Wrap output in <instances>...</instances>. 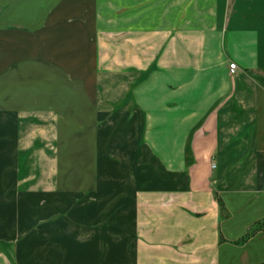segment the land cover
<instances>
[{
  "label": "crops",
  "instance_id": "1",
  "mask_svg": "<svg viewBox=\"0 0 264 264\" xmlns=\"http://www.w3.org/2000/svg\"><path fill=\"white\" fill-rule=\"evenodd\" d=\"M119 1L53 47L0 0V264H263L264 230L234 243L264 223V0ZM60 80L91 83L55 100L101 122L98 171L49 151Z\"/></svg>",
  "mask_w": 264,
  "mask_h": 264
},
{
  "label": "rangeland",
  "instance_id": "2",
  "mask_svg": "<svg viewBox=\"0 0 264 264\" xmlns=\"http://www.w3.org/2000/svg\"><path fill=\"white\" fill-rule=\"evenodd\" d=\"M108 1L112 3L115 2V0ZM116 1L120 2L119 0ZM118 2L116 6H111L114 4L108 5L106 3V15L115 13L114 15H116V17L120 16L123 8L122 5H120ZM1 4L2 3H0V5ZM28 4L29 5H27L25 10L31 13V19L27 24L31 26V30H34L33 32L39 33V29H43L44 32H42V37L46 35V33H49L48 37L51 44H54L55 42V38L50 37L53 35L54 30L55 32L57 30L59 32H61V30H63V32H70L69 37L71 39L69 38L67 43L73 44L75 43V41H73L76 40L75 38H79V40L82 42L83 39H81L80 34H83L85 32L84 34L89 39V41H86V43L92 44V36L90 32L93 27V0H29ZM110 6V9L112 11L109 10ZM185 8L186 7H184V10ZM41 17H44V19ZM84 27H87L90 32L87 28V30H85ZM74 31H77L78 34H71ZM36 37L40 38L41 36L39 37L37 35ZM32 44L33 46H35L34 43ZM73 44L69 45L72 46ZM76 44L77 43H75L74 46ZM56 45L57 44L55 43L53 47H55ZM58 45L60 46V44ZM47 52L49 54H54L53 52L55 51L51 50ZM51 57H54V55ZM69 76L70 75L64 76V79L69 78ZM37 85L39 84H30L29 91L32 95L36 94V92L40 90L39 88L35 87ZM83 88L86 89V91H88L89 89L91 90V83L85 82L84 84H82L81 82H67L60 80L59 83H49L46 87V92L49 96L47 102L52 101V103L54 104V102L57 101V103L62 104V106L57 109V112L61 114L68 123L67 125H63V128H61L62 130H58L59 134L57 133V140L60 141V143H58V146L55 149L54 146H49V151L52 154L53 152H57L60 156L59 159H62L61 162L57 161L58 170L61 169L76 173L79 171H98V162L93 164V161L88 162V159H91L90 153L92 152V150H94V146H96L97 148V128L101 126V122H98V120L97 122L92 120L91 111L89 110L88 105L86 106V104L85 106L82 105L79 110H74L69 108L71 99L68 100L67 96L63 95L61 97L58 95V98L55 100L56 93L62 91L80 92L81 90H83ZM44 90L45 88L42 87L41 91L43 92ZM51 95L53 96V98L50 97ZM78 102L79 101L77 100V103ZM74 104H76V100H74ZM50 144H52V141H50ZM100 169L108 170V166L104 165V167H100Z\"/></svg>",
  "mask_w": 264,
  "mask_h": 264
},
{
  "label": "trees",
  "instance_id": "3",
  "mask_svg": "<svg viewBox=\"0 0 264 264\" xmlns=\"http://www.w3.org/2000/svg\"><path fill=\"white\" fill-rule=\"evenodd\" d=\"M215 198H216V201L218 203L220 210L223 211L224 206H223L221 199L217 195H215ZM263 230H264V223L259 222V223L254 224L250 229H248L246 234L241 239H239L238 241L234 243V245H237V246L243 245L249 238L255 235V233L259 231H263Z\"/></svg>",
  "mask_w": 264,
  "mask_h": 264
},
{
  "label": "built area",
  "instance_id": "4",
  "mask_svg": "<svg viewBox=\"0 0 264 264\" xmlns=\"http://www.w3.org/2000/svg\"><path fill=\"white\" fill-rule=\"evenodd\" d=\"M236 70V65L234 63L229 64V71L233 74Z\"/></svg>",
  "mask_w": 264,
  "mask_h": 264
}]
</instances>
